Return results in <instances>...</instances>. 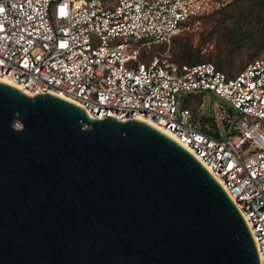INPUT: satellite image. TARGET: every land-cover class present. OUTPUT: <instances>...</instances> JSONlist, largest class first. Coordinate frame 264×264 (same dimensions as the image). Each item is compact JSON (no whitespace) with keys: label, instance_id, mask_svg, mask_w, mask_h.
Wrapping results in <instances>:
<instances>
[{"label":"water","instance_id":"obj_1","mask_svg":"<svg viewBox=\"0 0 264 264\" xmlns=\"http://www.w3.org/2000/svg\"><path fill=\"white\" fill-rule=\"evenodd\" d=\"M0 264H259L237 207L181 144L0 80Z\"/></svg>","mask_w":264,"mask_h":264},{"label":"built area","instance_id":"obj_2","mask_svg":"<svg viewBox=\"0 0 264 264\" xmlns=\"http://www.w3.org/2000/svg\"><path fill=\"white\" fill-rule=\"evenodd\" d=\"M226 1L0 0V78L31 96L70 99L96 119L164 129L231 198L264 264V48L232 75L209 61L178 63L163 48ZM154 45L161 47L150 55ZM142 48L147 61L138 60ZM200 91L235 110L232 122L229 111L222 116L227 134L201 105H188Z\"/></svg>","mask_w":264,"mask_h":264},{"label":"rangeland","instance_id":"obj_3","mask_svg":"<svg viewBox=\"0 0 264 264\" xmlns=\"http://www.w3.org/2000/svg\"><path fill=\"white\" fill-rule=\"evenodd\" d=\"M263 10L264 0H227L211 12L190 20L163 48L169 47L175 59L179 58L182 49L190 50L193 58L201 61L215 63L213 60L218 58L225 62L228 73H237L257 57L263 47ZM160 47L154 45L149 54ZM144 53L145 48H142L139 61H147ZM184 97L186 93L178 94L177 108L181 107ZM192 102L195 106L201 105L199 112H205L215 120L221 136L228 133L222 116L229 111L232 122L235 110L225 100L211 91H200Z\"/></svg>","mask_w":264,"mask_h":264},{"label":"trees","instance_id":"obj_4","mask_svg":"<svg viewBox=\"0 0 264 264\" xmlns=\"http://www.w3.org/2000/svg\"><path fill=\"white\" fill-rule=\"evenodd\" d=\"M264 11V10H263ZM264 16V15H263ZM174 39V38H173ZM172 39V40H173ZM262 44H263V47L261 48V50H260V52H259V55H260V53H261V51L263 50V48H264V37H262ZM181 54H180V56H179V58H180V60H179V58H174L173 57V59L175 60V61H177L178 63H187V64H194V63H198V62H203V61H201L200 59H198L197 57H195V58H193V53L190 51V50H188V49H182L181 50V52H180ZM258 55V56H259ZM172 56H173V54H172ZM257 56V57H258ZM256 58V57H255ZM255 58H253V59H255ZM252 59V60H253ZM252 60H250V61H252ZM215 63H213L218 69H220V70H222V71H224L225 73H227V74H229V75H232V74H230V73H228L227 71H226V64H225V62H223L222 60H220V59H218V58H215L214 60H213ZM249 61V62H250ZM248 62V63H249ZM247 63V64H248ZM246 64V65H247ZM245 65V66H246ZM244 66V67H245ZM243 67V68H244ZM242 68V69H243ZM241 69V70H242ZM240 71V70H239ZM238 71V72H239ZM237 72V73H238ZM235 74V73H234ZM192 98H196L195 96L194 97H192ZM188 105L191 107V108H193L194 110L197 108V105L195 106L194 105V103H188ZM194 105V106H193Z\"/></svg>","mask_w":264,"mask_h":264},{"label":"bare ground","instance_id":"obj_5","mask_svg":"<svg viewBox=\"0 0 264 264\" xmlns=\"http://www.w3.org/2000/svg\"><path fill=\"white\" fill-rule=\"evenodd\" d=\"M0 80H1V81H4V82H6V83H9V84H11V85H14L15 87L21 89L18 85L12 83L11 81H9V80H7V79H5V78H0ZM68 100H69V101H72V100H70V99H68ZM72 102H73V101H72ZM74 103H75V102H74ZM155 127H157V126H155ZM157 128H158L159 130L163 131L165 134H167V135L170 136V134H169L168 132H166L164 129H162L161 127H157ZM171 137H172V136H171Z\"/></svg>","mask_w":264,"mask_h":264}]
</instances>
